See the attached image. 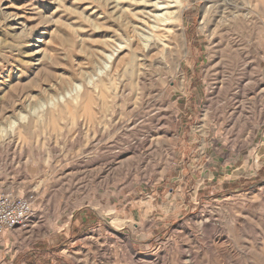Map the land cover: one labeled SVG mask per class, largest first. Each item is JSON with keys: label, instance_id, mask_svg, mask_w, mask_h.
Masks as SVG:
<instances>
[{"label": "rangeland", "instance_id": "374dc122", "mask_svg": "<svg viewBox=\"0 0 264 264\" xmlns=\"http://www.w3.org/2000/svg\"><path fill=\"white\" fill-rule=\"evenodd\" d=\"M173 1L0 0V264H264V0Z\"/></svg>", "mask_w": 264, "mask_h": 264}, {"label": "bare ground", "instance_id": "6f19581e", "mask_svg": "<svg viewBox=\"0 0 264 264\" xmlns=\"http://www.w3.org/2000/svg\"><path fill=\"white\" fill-rule=\"evenodd\" d=\"M217 1H220V0H217ZM225 1L226 0H221V2H225ZM173 3H174V6H173V9H172V12L171 11L170 12L166 11V13L164 14L163 18H160V20H159L162 23L163 22L165 23V28L167 29V35H163L162 36L161 31L160 32L158 31L156 33V36H155L156 40H157L156 43L153 42L152 44H150L148 50H153V49L155 50V49L161 48L162 51L164 52V54L170 55L173 52H175V45L172 47L169 42H174V43L175 42H179L181 44V42H182V40L184 38V34H183L182 31H179V30L177 31L176 29L179 26L184 6H183V1L182 0H175V1H173ZM166 6H169V2L166 3ZM242 8L243 7H240L237 4H234L233 9L230 12L231 18L236 17L238 12L241 11ZM169 9L170 8H168V10ZM158 42H163V45H160ZM182 54H183V56H185L186 52H183ZM128 67H129V69H128V73L127 74L129 76L130 80H134V78H138L139 71L136 69V67L132 63H129ZM161 67H162V65H161ZM164 69H168V70L173 71L174 76H179V74L181 73L180 65L177 62L175 64L173 62H170L168 60V58H165V63H164L163 68H162V71H167V70H164ZM23 120H24V118H20V117H19V119H16L14 121L11 120V122L7 125L6 128H4V130H8V129L9 130H13V129L25 128V127L31 126L32 124H34V125L36 124V121L34 119L33 120L29 119L28 123L26 121L27 125L24 126L25 124L22 125L24 123ZM34 127H36V126H34ZM223 252H228V251L227 250H225V251L223 250Z\"/></svg>", "mask_w": 264, "mask_h": 264}, {"label": "built area", "instance_id": "2783aa9c", "mask_svg": "<svg viewBox=\"0 0 264 264\" xmlns=\"http://www.w3.org/2000/svg\"><path fill=\"white\" fill-rule=\"evenodd\" d=\"M33 195L19 196L13 189L0 194V243L5 235L25 228L32 216Z\"/></svg>", "mask_w": 264, "mask_h": 264}, {"label": "crops", "instance_id": "0c3cea01", "mask_svg": "<svg viewBox=\"0 0 264 264\" xmlns=\"http://www.w3.org/2000/svg\"><path fill=\"white\" fill-rule=\"evenodd\" d=\"M226 180V179H225Z\"/></svg>", "mask_w": 264, "mask_h": 264}]
</instances>
